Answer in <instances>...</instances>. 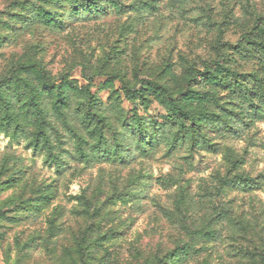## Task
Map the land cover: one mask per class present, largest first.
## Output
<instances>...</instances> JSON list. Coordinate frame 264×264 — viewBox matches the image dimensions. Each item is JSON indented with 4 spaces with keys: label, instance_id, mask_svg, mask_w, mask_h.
<instances>
[{
    "label": "rangeland",
    "instance_id": "rangeland-1",
    "mask_svg": "<svg viewBox=\"0 0 264 264\" xmlns=\"http://www.w3.org/2000/svg\"><path fill=\"white\" fill-rule=\"evenodd\" d=\"M0 264H264V0H0Z\"/></svg>",
    "mask_w": 264,
    "mask_h": 264
},
{
    "label": "trees",
    "instance_id": "trees-1",
    "mask_svg": "<svg viewBox=\"0 0 264 264\" xmlns=\"http://www.w3.org/2000/svg\"><path fill=\"white\" fill-rule=\"evenodd\" d=\"M201 76L206 77V76H207V73L201 74ZM45 85H46L47 87H49L50 89L52 88L51 85H50L48 82H46ZM126 89H127V90H126V93H127V94L132 95V94H135V93H136V90H134V89H132V88H126ZM171 103H172V104H170V106L173 107L174 111L177 110L180 114H182L183 116H186V117H188V118H193V117H194V115L191 114L190 112H185L183 109L178 108V107L176 106V104H175L174 101H171ZM175 109H176V110H175Z\"/></svg>",
    "mask_w": 264,
    "mask_h": 264
}]
</instances>
